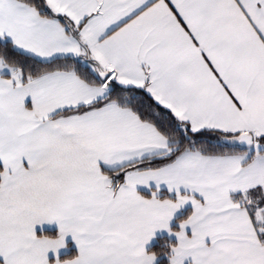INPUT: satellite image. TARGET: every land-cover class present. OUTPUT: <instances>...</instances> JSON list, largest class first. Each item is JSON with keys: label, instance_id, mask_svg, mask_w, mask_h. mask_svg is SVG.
<instances>
[{"label": "crops", "instance_id": "0c3cea01", "mask_svg": "<svg viewBox=\"0 0 264 264\" xmlns=\"http://www.w3.org/2000/svg\"><path fill=\"white\" fill-rule=\"evenodd\" d=\"M47 2L77 38L19 0H0V37L41 61L78 57L103 82L65 70L23 82L0 61V264H157L159 236L177 242L172 264H264V151L187 150L113 192L101 168L166 153V137L114 103L60 115L113 83L148 84L194 131L264 137V0Z\"/></svg>", "mask_w": 264, "mask_h": 264}, {"label": "trees", "instance_id": "16d2710c", "mask_svg": "<svg viewBox=\"0 0 264 264\" xmlns=\"http://www.w3.org/2000/svg\"><path fill=\"white\" fill-rule=\"evenodd\" d=\"M33 6L41 15L59 20L67 31L77 38L74 26L69 20L56 12L47 0H19ZM0 61L17 71L23 82L38 77L45 73L65 70L76 73L90 84H100L102 78L94 73L82 59L78 57H59L51 61H41L33 56L18 50L14 44L0 37ZM114 103L132 110L141 120L155 126L167 139L169 150L163 154L145 157L141 160L126 164L119 168H101L108 187L116 192L124 184L128 172L135 170H147L160 168L174 161L181 153L187 150L199 152L204 155H231L235 153H249L246 162L254 157L255 153L264 151V137L245 132H224L209 128L194 131L189 122L180 120L169 108L161 104L146 86H123L113 83L107 95L87 106L65 110L60 115L81 113L92 108ZM245 136V139H243ZM248 140V142L246 141ZM250 144H255L252 148ZM257 150V151H256ZM2 166L0 165V171ZM250 192L234 194L235 201L240 202ZM191 214L188 209L181 214L176 221L185 220ZM177 229V225H174ZM40 235L56 237V230H46ZM176 240L168 236H159L152 243L148 252L158 257L157 264H172L173 250ZM77 252L71 248L69 252L62 254L60 260H68L76 257Z\"/></svg>", "mask_w": 264, "mask_h": 264}, {"label": "rangeland", "instance_id": "374dc122", "mask_svg": "<svg viewBox=\"0 0 264 264\" xmlns=\"http://www.w3.org/2000/svg\"><path fill=\"white\" fill-rule=\"evenodd\" d=\"M248 142V140H246ZM251 145V148L255 145V144H250ZM253 145V146H252ZM262 158L264 159V155L262 156ZM256 192L253 193V198H257V199H261L262 198V192L260 189H257L255 190ZM251 196V195H250ZM249 196V197H250ZM252 197V196H251ZM247 198L246 196L244 197V199ZM247 205L250 207L251 210H256L259 206L257 203H254V202H248Z\"/></svg>", "mask_w": 264, "mask_h": 264}, {"label": "water", "instance_id": "95a60500", "mask_svg": "<svg viewBox=\"0 0 264 264\" xmlns=\"http://www.w3.org/2000/svg\"><path fill=\"white\" fill-rule=\"evenodd\" d=\"M244 138L243 139H245V136H243Z\"/></svg>", "mask_w": 264, "mask_h": 264}]
</instances>
